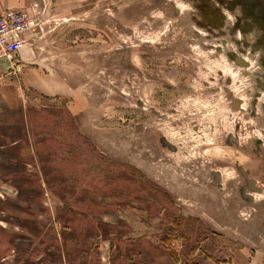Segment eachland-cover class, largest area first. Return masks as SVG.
Instances as JSON below:
<instances>
[{
  "label": "rangeland",
  "instance_id": "obj_1",
  "mask_svg": "<svg viewBox=\"0 0 264 264\" xmlns=\"http://www.w3.org/2000/svg\"><path fill=\"white\" fill-rule=\"evenodd\" d=\"M26 10L0 81V264H264V0Z\"/></svg>",
  "mask_w": 264,
  "mask_h": 264
},
{
  "label": "built area",
  "instance_id": "obj_2",
  "mask_svg": "<svg viewBox=\"0 0 264 264\" xmlns=\"http://www.w3.org/2000/svg\"><path fill=\"white\" fill-rule=\"evenodd\" d=\"M28 10H4L0 13V81L3 64L14 70L13 60L20 50L29 43L28 34L38 28V18ZM17 68V64H15Z\"/></svg>",
  "mask_w": 264,
  "mask_h": 264
},
{
  "label": "crops",
  "instance_id": "obj_3",
  "mask_svg": "<svg viewBox=\"0 0 264 264\" xmlns=\"http://www.w3.org/2000/svg\"><path fill=\"white\" fill-rule=\"evenodd\" d=\"M31 0H0V13L4 10H26ZM19 54V53H18ZM7 64H3V67ZM18 67V66H17Z\"/></svg>",
  "mask_w": 264,
  "mask_h": 264
}]
</instances>
